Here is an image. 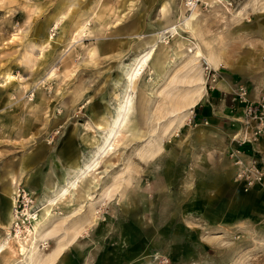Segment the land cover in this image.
<instances>
[{"label": "rangeland", "instance_id": "obj_1", "mask_svg": "<svg viewBox=\"0 0 264 264\" xmlns=\"http://www.w3.org/2000/svg\"><path fill=\"white\" fill-rule=\"evenodd\" d=\"M193 7L195 35L164 32ZM150 41L156 50L130 87L134 137L124 128L50 209L59 237L79 229L54 264H264V178L249 183L234 164L264 167V137L253 139L234 101L239 84L250 99L264 92V0H0V242L28 236L25 212L53 197L75 160L92 158L91 138L102 139L124 72ZM194 43L216 62L194 59ZM215 92L232 114L216 108ZM196 95L195 107L172 111ZM18 259L5 252L0 264Z\"/></svg>", "mask_w": 264, "mask_h": 264}, {"label": "bare ground", "instance_id": "obj_2", "mask_svg": "<svg viewBox=\"0 0 264 264\" xmlns=\"http://www.w3.org/2000/svg\"><path fill=\"white\" fill-rule=\"evenodd\" d=\"M195 14H196V9L193 7L191 8L190 14L186 16L185 18L183 17L184 19L182 23H179L176 26L170 25L167 28H165L164 32L169 33L171 37H174V35L178 34L176 30V28L178 27L180 31L186 30L192 33V35H195L191 27V24H192L191 21L195 17ZM56 25H57V22H56ZM83 27L84 26H81L79 29L81 30ZM75 38L76 37H74V39ZM153 41L149 42L151 44L149 46V49L146 50L144 54L138 55L137 57H135L132 63L128 66V69L124 72V76H125L124 79L127 82L125 81L126 85L123 87L121 94H119V96L117 97V107L115 110V115L114 117L110 119V121H104L103 126L101 128L102 131H104V134L101 140H98L94 136L91 138L93 141H95L96 148H97L94 155H92V158L88 162L84 163L82 166L74 163V162H77L75 160L73 164L70 165V168L72 170V172L68 173V176L70 175V177L63 179L64 184L61 187H59V189H56L55 192H53L52 194L53 197L45 199L44 203L39 207L38 211L34 212L33 214L28 213V211L25 212V215H27L28 217L27 219L28 223L30 224V226L27 228L29 237L24 236L20 238L19 236H16L15 244H12L10 242V239L2 240L0 242V256L4 254L5 252L10 253L11 255L16 254L19 257L18 262H21L20 264H24V263L25 264H54L56 260L59 257H61V254L63 253V251L67 249L66 246L72 244L77 239L79 229L75 227L76 223H73L72 226H70V228L67 229L66 234L63 235L62 237H59L58 235V232L60 229L58 228V226L60 224H58V226L55 225L57 227L53 225L54 227L50 228L49 222L52 219L50 209L56 203L62 202L67 196L68 197L74 196L75 194L74 191H76L80 179L87 177L90 171L97 170L100 165L99 158H101L103 154L105 155V153L107 154L108 152L114 150V148L117 147L118 143L120 142V139L126 137L125 133H123L124 128L128 126V132L131 133L132 138L134 137L133 132L135 131V127L134 126L130 127L132 122L129 120L130 119L129 114L133 107V99L130 95V87H131L132 82L136 79V77L141 74V71L143 72L144 67L148 66V63L151 60L152 55L154 54V51L156 50V43ZM194 44L195 46L193 47V50L190 49V52L192 53L191 56L194 59L198 57H203L206 61L205 63H208L209 65H212L213 63L216 62V56L212 51L210 52L208 51V54L204 55L198 43H194ZM52 74H53V71L50 72L49 76H51ZM12 79L13 77L10 76V74L6 75V81L9 82ZM216 86H221V81H218L216 83ZM195 92H197V89ZM199 99H200L199 95H196L190 101H187V103H185L184 105L173 104L172 111L174 110L176 111L177 108L178 110L179 109L181 110L183 109V107H187V109L188 108L191 109L196 106ZM184 112L185 113L181 115V119L186 115V111ZM263 137H264V133L262 134V138ZM111 187L112 186H108L102 191L101 197L103 199L109 198L110 193L112 191ZM15 194H16L15 189L12 192H10V196L8 200V210L16 206L15 205L16 204ZM7 220H8V224H10L12 221H14V216L10 214ZM11 233L9 230L6 231V235L9 238H11ZM48 238H58V239H56V242L54 246L51 248V250L49 251V253L43 254L39 248L40 246L39 243L42 241H46Z\"/></svg>", "mask_w": 264, "mask_h": 264}, {"label": "built area", "instance_id": "obj_3", "mask_svg": "<svg viewBox=\"0 0 264 264\" xmlns=\"http://www.w3.org/2000/svg\"><path fill=\"white\" fill-rule=\"evenodd\" d=\"M234 101L241 107L244 123H253L252 132L253 139L264 133V92H261L255 99H250L247 93V88L243 84L236 86L234 91ZM242 142H245L243 140ZM264 163V158L261 159ZM238 167V176L245 177L249 183L253 181H261L264 178V167L258 168L255 160L252 159L249 163H245L241 159L234 161Z\"/></svg>", "mask_w": 264, "mask_h": 264}, {"label": "crops", "instance_id": "obj_4", "mask_svg": "<svg viewBox=\"0 0 264 264\" xmlns=\"http://www.w3.org/2000/svg\"><path fill=\"white\" fill-rule=\"evenodd\" d=\"M183 11H185L184 8H181V14H180L181 16H182ZM173 23H175V22H173ZM173 23H171V24H173ZM171 24H169V25H171ZM169 25H167L165 28H167ZM211 100H214L213 102H216L215 106H216L217 109L222 110V112H224V113H226L228 115L232 114V110L229 107V103H227V97H226V95L223 94V92L212 93L211 94Z\"/></svg>", "mask_w": 264, "mask_h": 264}]
</instances>
